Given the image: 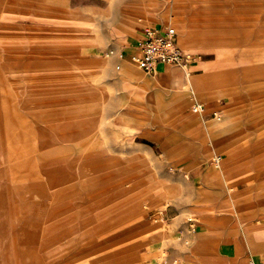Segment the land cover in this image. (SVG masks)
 <instances>
[{"label":"crops","instance_id":"obj_1","mask_svg":"<svg viewBox=\"0 0 264 264\" xmlns=\"http://www.w3.org/2000/svg\"><path fill=\"white\" fill-rule=\"evenodd\" d=\"M106 17L115 52L95 67H111L105 111L116 113L105 122L132 133L121 147L79 151L85 160L49 188L43 229L20 231L19 246L57 236L64 251L79 248L148 209L187 238L177 264L264 263V0H121ZM78 20L93 27L76 17V30L87 31ZM146 26L175 28L197 59L145 74L130 58ZM81 38L83 54L95 53L94 38ZM23 253L15 264L43 251Z\"/></svg>","mask_w":264,"mask_h":264},{"label":"rangeland","instance_id":"obj_2","mask_svg":"<svg viewBox=\"0 0 264 264\" xmlns=\"http://www.w3.org/2000/svg\"><path fill=\"white\" fill-rule=\"evenodd\" d=\"M119 2L0 0V264L21 261L31 248L43 253H26V264H177L174 248L188 244L170 219L148 209L79 248L64 251L65 239L57 236L37 246L18 243L20 231L43 229L38 220L49 188L66 178L69 165L85 160L75 157L79 151L121 147L132 133L106 125L116 113L105 111L115 91L111 67H99L115 52L106 41V12ZM76 17L92 19L93 27L78 20L87 31L76 30ZM81 35L94 38L95 53L83 54ZM51 209L57 216L61 208Z\"/></svg>","mask_w":264,"mask_h":264},{"label":"built area","instance_id":"obj_3","mask_svg":"<svg viewBox=\"0 0 264 264\" xmlns=\"http://www.w3.org/2000/svg\"><path fill=\"white\" fill-rule=\"evenodd\" d=\"M196 59L195 55L185 53L178 45L175 28L157 29L146 26L143 28L142 39L138 42L130 61L145 74L155 76L161 65L186 70Z\"/></svg>","mask_w":264,"mask_h":264}]
</instances>
